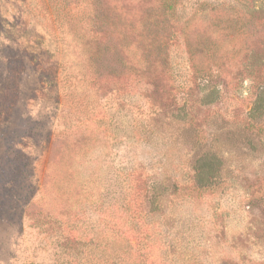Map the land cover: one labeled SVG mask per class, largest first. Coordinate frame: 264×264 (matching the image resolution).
Listing matches in <instances>:
<instances>
[{
  "label": "rangeland",
  "instance_id": "rangeland-1",
  "mask_svg": "<svg viewBox=\"0 0 264 264\" xmlns=\"http://www.w3.org/2000/svg\"><path fill=\"white\" fill-rule=\"evenodd\" d=\"M169 3L0 0V264H264V0Z\"/></svg>",
  "mask_w": 264,
  "mask_h": 264
},
{
  "label": "trees",
  "instance_id": "trees-1",
  "mask_svg": "<svg viewBox=\"0 0 264 264\" xmlns=\"http://www.w3.org/2000/svg\"><path fill=\"white\" fill-rule=\"evenodd\" d=\"M178 0H169V6L168 7H170V8H172L173 7V4H175L176 2H177ZM196 174V179H197V181L199 182V183H202V178L204 177L203 175H205V174H208L209 172H207L206 170H204L203 168H197L196 169V172H195ZM134 176V175H133ZM135 180H137V179H135ZM133 182H134V177H133ZM136 182V181H135ZM135 186V184H133V187ZM135 189V188H134Z\"/></svg>",
  "mask_w": 264,
  "mask_h": 264
}]
</instances>
